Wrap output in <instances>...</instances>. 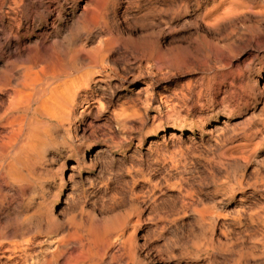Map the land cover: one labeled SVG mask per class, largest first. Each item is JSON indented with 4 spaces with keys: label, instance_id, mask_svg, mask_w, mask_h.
<instances>
[{
    "label": "clouds",
    "instance_id": "clouds-1",
    "mask_svg": "<svg viewBox=\"0 0 264 264\" xmlns=\"http://www.w3.org/2000/svg\"><path fill=\"white\" fill-rule=\"evenodd\" d=\"M0 264H264V0H0Z\"/></svg>",
    "mask_w": 264,
    "mask_h": 264
}]
</instances>
